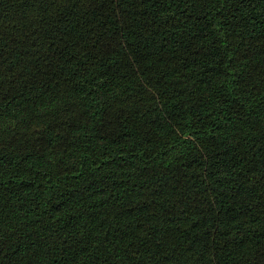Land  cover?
Instances as JSON below:
<instances>
[{
    "label": "trees",
    "instance_id": "obj_1",
    "mask_svg": "<svg viewBox=\"0 0 264 264\" xmlns=\"http://www.w3.org/2000/svg\"><path fill=\"white\" fill-rule=\"evenodd\" d=\"M0 264H264V0H0Z\"/></svg>",
    "mask_w": 264,
    "mask_h": 264
}]
</instances>
